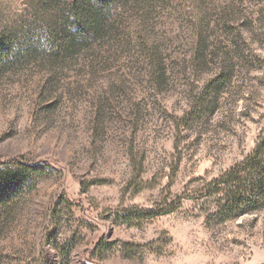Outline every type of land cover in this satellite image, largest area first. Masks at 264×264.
<instances>
[{
    "label": "rangeland",
    "instance_id": "rangeland-1",
    "mask_svg": "<svg viewBox=\"0 0 264 264\" xmlns=\"http://www.w3.org/2000/svg\"><path fill=\"white\" fill-rule=\"evenodd\" d=\"M77 1L0 0V264H264V206L203 197L264 146V0H116L67 54Z\"/></svg>",
    "mask_w": 264,
    "mask_h": 264
},
{
    "label": "trees",
    "instance_id": "trees-1",
    "mask_svg": "<svg viewBox=\"0 0 264 264\" xmlns=\"http://www.w3.org/2000/svg\"><path fill=\"white\" fill-rule=\"evenodd\" d=\"M98 1L100 6L92 4V0H78L74 4L73 17L67 18L63 25L61 34L64 37L58 46L60 51L65 50L67 54L74 53L84 48L93 37L100 39L101 34L107 32V25L112 15L111 8L114 3L116 4V0ZM78 23L81 26L79 31L68 39V32L65 29ZM0 165L5 166V170L0 169V207H5L17 198V190L21 189L22 182H25L26 177L35 170L20 160ZM207 187L209 194L203 197L213 199L212 207L209 208L211 212L208 215L210 221L223 223L235 219L242 213L262 208L264 206V146L259 145L245 161L211 181Z\"/></svg>",
    "mask_w": 264,
    "mask_h": 264
}]
</instances>
